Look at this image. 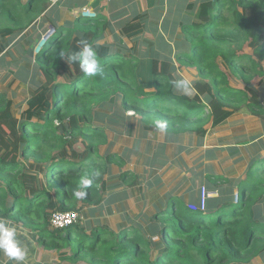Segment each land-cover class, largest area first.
<instances>
[{
    "label": "trees",
    "instance_id": "1",
    "mask_svg": "<svg viewBox=\"0 0 264 264\" xmlns=\"http://www.w3.org/2000/svg\"><path fill=\"white\" fill-rule=\"evenodd\" d=\"M51 4L0 0V58L7 49L4 39L22 34ZM189 9L191 19L184 25L189 46L174 58L124 54L99 43L108 26L103 17L79 18L72 27L54 29L35 55L43 83L20 117L13 112V99L0 90V216L36 233L42 247L69 248L70 257L82 255L90 264H230L264 255V216L258 207L264 200L262 138L251 147L255 155L237 185L238 201L233 192L219 195L202 211L169 197L145 230L124 225L118 234L107 223L83 218L64 229L50 222L54 211L82 212L100 204L111 165L127 164L120 154L101 152L109 136L96 110L114 98L141 115L145 130L159 132L155 121H166L169 140L187 134L202 139L245 107L264 119V106L251 92L253 79L264 78V0H201ZM122 32L134 38L142 25L129 22ZM82 41L97 54L102 72L95 76H86L78 60L68 59L82 51ZM221 61L244 88L231 85ZM185 67L199 75L186 89L173 83L185 80L180 72ZM130 175L129 184L138 183L129 171L123 181ZM84 176L92 180L86 189L80 187ZM209 179L220 191L227 182L222 176ZM76 191L87 195L77 198Z\"/></svg>",
    "mask_w": 264,
    "mask_h": 264
},
{
    "label": "rangeland",
    "instance_id": "2",
    "mask_svg": "<svg viewBox=\"0 0 264 264\" xmlns=\"http://www.w3.org/2000/svg\"><path fill=\"white\" fill-rule=\"evenodd\" d=\"M184 9L185 1L179 4V8L176 11H173L172 14L168 15L167 18L174 20L176 23L175 25L164 26V31L150 32V36L155 38L154 43L152 41V45L160 44V48L163 51L178 49L180 52L189 46L184 25L189 23L191 15H186ZM180 22L182 24L184 23V25L180 24ZM34 30L35 31H31V27H29L22 34L17 35L16 37L12 36L5 38L4 41L7 44V49L0 58V90L7 92L9 97L13 99V112L17 117L21 116L22 112L26 108L28 100L34 94L36 89L43 83V77L40 74L36 63L35 55L38 53L36 52V48L32 50L33 44L39 37L40 33L36 29ZM151 47L147 52L151 51ZM246 51L251 52V49L247 47ZM220 64L223 69L228 72L231 85L238 88L245 87L240 78L236 77V75H233L225 68L222 61ZM180 72L184 76V79L188 80L189 83H192L199 78V75L194 67L180 68ZM252 83L254 87V90L251 91L252 94L257 93L261 104L264 106V78L259 76L255 77ZM243 109L244 111L241 112L242 114L235 116L230 120L229 124H226V126L222 129V135L215 138L214 143L217 144L218 142H224L221 138L224 137V135H227L230 131H233V137L236 140L242 136V138L246 140L264 132V122L262 119L253 115L248 108L245 107ZM96 111L99 117H101V121H98L106 127V131L110 139L107 145L102 146L101 152L105 153L108 151L121 154V157L128 162L124 167H121L116 163L111 165V171L109 173L110 180H107V183H110L108 190L109 193H106L110 196H106L105 204L101 205V202L96 206L93 205L90 207H84L82 212H80L83 216L82 222H92L99 225L100 223H103V219H105L104 221H106V223L117 234L124 225L138 224L145 230L144 226H146L149 222L147 214H151L149 209H151L152 206L148 200L150 197L148 195V192L150 193L149 188H153L156 184H158L157 187H160V181L163 185L164 191L174 189L176 183L178 185H183V191L186 198L183 197L182 199H184L187 203H190L187 201L188 187L190 186V182L192 180L196 182L199 179L198 173L194 170L193 174H189L190 171H187L186 174L188 176L184 177L182 172L190 165L191 154L199 149L200 143L198 138L187 134L183 135L181 138H176V140L173 141V139L169 140L166 138L165 133H163L164 131L152 132L145 130L143 124L140 123L141 115L134 110H126L122 106L121 99L118 98L112 99L109 103L101 106ZM122 117H125V121L121 120ZM175 142H178L177 146L183 149L179 151L180 153L177 151L174 152L176 150ZM163 143H168V149H166V151L163 148ZM171 143L175 145L172 146ZM243 145L244 144L239 146L242 147V153L241 150L240 152L235 151L236 154L233 156L234 159H231L228 154H225L219 161V164H217V162L213 164L211 163L214 168L223 173L220 175L227 179L226 184L221 187V191L229 190L235 193L237 190L236 182L241 180V177L246 174L249 164L246 163V160L241 162L239 159L241 156L246 157L251 152L248 145ZM76 147L82 150L84 145L78 142ZM171 150L172 154H169V151ZM153 152L156 153V155L153 154ZM161 159H166L168 161L167 164H169L158 168L157 165ZM175 161L178 164L173 166ZM125 171L136 173L135 175L139 177L138 184L133 186L140 189V191L136 192V195H133L132 198L130 191L128 192L127 190L128 187L124 184L117 185L112 183L119 181L121 179V174ZM175 175H177V177ZM174 177L176 180L172 183V179ZM128 178L131 179V175ZM133 181H136V178H134ZM203 185L204 183L200 184L201 189ZM204 187H206L208 192L214 194L207 199L208 204L209 200L214 196L219 197L221 193L220 189L217 188L218 190L211 191L206 185H204ZM144 189L147 190L144 191ZM201 189L200 195H202ZM112 192L114 193L113 199L116 200L119 199V195L121 197L126 195V199L128 200L131 198V202L135 207L130 208V210L127 211L128 201H124L125 210H123L122 214H120V209H118L120 207L112 205ZM169 192L170 191H167L165 193ZM169 194H171V192ZM168 198L169 197L167 196V199ZM234 198L236 199V195H234ZM131 202L129 201V203ZM154 204L155 203L153 201V205ZM258 207H260V212L264 216V200ZM120 220L124 223L122 222L123 224H120ZM59 254L65 255L61 257H64L65 259L67 258L69 251H63ZM258 259L259 263L264 264V255L262 257H258ZM57 262L53 261L52 264H56Z\"/></svg>",
    "mask_w": 264,
    "mask_h": 264
},
{
    "label": "crops",
    "instance_id": "3",
    "mask_svg": "<svg viewBox=\"0 0 264 264\" xmlns=\"http://www.w3.org/2000/svg\"><path fill=\"white\" fill-rule=\"evenodd\" d=\"M184 1H185L184 10H185L186 15H192V11L189 9V6L192 3H198L201 0H59L58 2L51 4L50 8L40 18H38V20L31 26V31L32 30L35 31L34 29H36L40 33L39 37L33 44L32 50L37 47L39 39L50 28L55 29V28H62V27H65V28L72 27L79 18L83 20H87V19H95L98 17H103L108 20V26L105 29L103 36L100 38L99 43L109 44L114 49V51L123 52L124 54L139 55L141 57H150L153 55V56H158L163 59L170 58V57L174 58L176 53L179 50L175 49V50L163 51L160 48L161 47L160 44L152 45V41L154 43L155 38L153 36H150V32L164 31V26L175 25L176 24L175 21L167 17L168 15L172 14L173 11H176L179 8V4L183 3ZM83 9H89L91 10V12L96 13V17L84 16L81 13ZM132 21H139L141 23L142 32L138 34V36L129 39V37L125 36L122 31H123L124 26ZM180 24L182 23L180 22ZM182 25H184V23ZM150 47H151V51L147 52L148 49H150ZM243 111L244 109L242 111H239L240 113L239 112L234 113L225 122H223L222 124L214 128L213 130H211L210 133L207 134L204 138L200 139L199 137L194 136L195 138H198L200 146H199V149L196 150V152H193L191 154L190 165L186 167L185 170L182 172L184 177L188 176L186 174L187 171H190L189 174H193L194 170L196 173H198L199 179L196 182L192 180L190 182V186L188 187L189 190L187 191L188 193L187 201L191 203V204L188 203L189 205H191V207L192 205H197L199 202V195H200V189H201L200 184L204 183V185H206L211 191L218 190L217 187L212 186L213 184L210 182L209 175L221 176L223 173L219 172L216 168H214L211 165V163L213 164L217 162V164H219V161L225 154H228L231 159H234L233 156L234 154H236L235 151L240 152L241 150V153H242V147H239V146L244 144L243 146L248 145V148L251 153L247 155L246 157L241 156L239 160L241 162L246 160V163L249 164L255 155L254 154L255 150L252 151L251 147L254 145L256 140L260 138L264 139V132H263L262 134H258L246 140L242 138L243 136L241 138H238V140H236L233 137V131H230L229 133H227V135H224V137L221 138L222 141H224L225 143L224 142H221V143L218 142L217 144L214 143L215 138L222 135L221 134L222 129L226 126V124H229L232 118H234L237 115L242 114L241 112ZM262 121L264 122V119H262ZM175 143H176V150L174 152L176 151L179 152L183 150L179 146H177L178 142H175ZM163 144H164L163 148L166 151V149H168L167 147L168 143H163ZM171 145L174 146L175 144L171 143ZM262 153L264 154V150H262ZM153 154L156 155V153L154 152ZM169 154H172V150L169 151ZM167 162L168 161L166 159L164 160L161 159L158 162L157 167L158 168L163 167L164 165L167 164ZM176 164L178 163H176L175 161L173 166H175ZM122 174L120 177L121 179L119 181L112 182V183L117 184V185L124 184L126 187H128L127 190L128 192L130 191L131 198H132L133 195H136V192L140 191V189H138L137 187L133 185H130L129 180L131 179L129 178H127L128 182L123 181ZM133 174L135 175L136 173H133ZM175 176L177 177V175ZM245 176H242L241 178L243 179L245 178ZM107 180H110L109 174L107 175ZM175 180L176 179L174 177L172 179V183L173 181L175 182ZM241 180L236 182L237 185ZM133 182H136V181H133ZM159 184H160V187H157L158 184H156V186H154L153 188H149L150 193L148 192V195L150 197L148 200L150 201L152 206H151V209H149L151 214L150 213L147 214L148 220L152 217L153 213L157 211L156 209L158 206L165 207L166 205L165 199H167V196L168 197L177 196L181 198L183 197L186 198L184 191H183V185L179 184L180 185L179 186L176 183L174 189H171V190L168 189L164 191L161 181L159 182ZM237 185H236V189H237ZM109 186H110V183L108 184V190H109ZM146 190L147 189H144V191ZM167 191H170L172 195L169 194L170 192L165 193ZM113 192L111 194L112 199L114 195ZM235 192L237 193V190ZM231 193L232 191L227 190L223 193H220V195H223V194L229 195ZM236 193H234V195H236ZM106 196L108 197L110 195L106 194ZM131 198L128 200L126 199V195L123 197L119 195L118 200L116 199L112 200V205L120 207L118 208L120 209L119 213L122 214L123 210H125L124 201H128L127 211H129L130 208L135 207L131 202L132 201ZM215 198L217 197L214 196L212 199H215ZM105 199L106 197L102 201L101 205L105 204ZM129 201L131 203H129ZM153 201L155 203L154 205H153ZM0 220H3L4 223L6 224L8 223L10 226H14L17 229V237H16L17 241L19 245L26 252V255L23 261H14L10 259L9 257H7L2 251H0V264H52L53 261H56V262L58 261L56 264H89L88 260L82 255H79L78 257H74V258L70 257L72 253L70 252L69 248H64V249H61L60 251H56V250H51V249L42 247L38 242V235L36 233L26 230L22 225L13 223L10 219L6 217L0 216ZM104 220L105 219H103V223H106V221ZM122 222L123 221L120 220V224ZM157 238L158 237H155V239ZM63 251H69L67 258L65 259L64 257L61 258L62 256H65V255L59 254L60 252H63ZM230 264H238V263H230ZM240 264H261V263H259V259L257 257V259L255 258L253 261L249 263H240Z\"/></svg>",
    "mask_w": 264,
    "mask_h": 264
},
{
    "label": "clouds",
    "instance_id": "4",
    "mask_svg": "<svg viewBox=\"0 0 264 264\" xmlns=\"http://www.w3.org/2000/svg\"><path fill=\"white\" fill-rule=\"evenodd\" d=\"M83 49L80 52L71 54L68 59L70 61H79L81 70L86 76H95L98 72H102L97 54L86 41H82ZM63 58V53L61 52ZM176 87L187 88L189 86L188 80L173 81ZM155 126L163 131L167 128V122L156 120ZM92 184V180L87 176L81 178L80 187L88 188ZM74 195L77 198H84L87 193L85 191H76ZM17 229L14 226H10L8 223H4L0 220V251H2L7 257L14 261H23L26 255L25 250L19 245L17 241Z\"/></svg>",
    "mask_w": 264,
    "mask_h": 264
},
{
    "label": "built area",
    "instance_id": "5",
    "mask_svg": "<svg viewBox=\"0 0 264 264\" xmlns=\"http://www.w3.org/2000/svg\"><path fill=\"white\" fill-rule=\"evenodd\" d=\"M59 0H51V3H56ZM86 17H96V13L91 12L89 9H83L81 12ZM54 29L48 30L38 41V45L36 47V52L39 53L42 48L45 46L47 41L53 36ZM202 195H200V200L197 205H192V209H198L202 211H206L208 209V202L207 199L214 195L206 190V187L204 185L201 189ZM236 201H238V194H236ZM83 216L80 214L79 211H69V210H57L54 211L50 217V222L53 228L56 229H64L70 225H73L77 223Z\"/></svg>",
    "mask_w": 264,
    "mask_h": 264
}]
</instances>
